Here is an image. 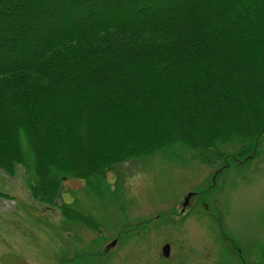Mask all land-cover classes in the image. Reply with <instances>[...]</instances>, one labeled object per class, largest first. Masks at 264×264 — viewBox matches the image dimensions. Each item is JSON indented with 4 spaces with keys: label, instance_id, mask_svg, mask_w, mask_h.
I'll return each mask as SVG.
<instances>
[{
    "label": "trees",
    "instance_id": "trees-1",
    "mask_svg": "<svg viewBox=\"0 0 264 264\" xmlns=\"http://www.w3.org/2000/svg\"><path fill=\"white\" fill-rule=\"evenodd\" d=\"M28 1L44 12L47 0ZM63 1L68 23L32 60L0 69V174L22 166L34 200L56 207L68 179L106 198L110 170L169 149L206 165L259 154L264 0H120L113 21L89 12L76 24L70 12L101 3ZM0 4L13 14L23 7ZM14 32L31 34L17 22ZM204 118L195 132L192 121ZM74 206H60L66 222L98 231Z\"/></svg>",
    "mask_w": 264,
    "mask_h": 264
},
{
    "label": "rangeland",
    "instance_id": "rangeland-1",
    "mask_svg": "<svg viewBox=\"0 0 264 264\" xmlns=\"http://www.w3.org/2000/svg\"><path fill=\"white\" fill-rule=\"evenodd\" d=\"M18 1L23 7L15 14L1 10L0 4V36L6 37L0 69L17 66L18 58H24L23 64L32 60L46 38L68 23L63 0H47L45 13L27 0ZM96 1L101 6L82 2L81 11L70 12L75 24L89 12L114 20L108 13L120 0ZM31 10L33 21L27 20ZM41 14L47 21L39 19ZM16 22L30 27L31 34H16ZM208 120L192 121L191 128L196 132ZM258 150L252 159L229 157L206 165L184 147L169 149L110 170L106 180L114 194L106 198L94 197L84 182L68 179L56 207L34 200L22 166L13 176L2 172L0 264H162L165 242L187 264H264V141L256 156ZM189 193L196 196L189 216L181 219L177 214ZM64 203L90 215L99 230L67 223L60 210Z\"/></svg>",
    "mask_w": 264,
    "mask_h": 264
},
{
    "label": "flooded vegetation",
    "instance_id": "flooded-vegetation-1",
    "mask_svg": "<svg viewBox=\"0 0 264 264\" xmlns=\"http://www.w3.org/2000/svg\"><path fill=\"white\" fill-rule=\"evenodd\" d=\"M193 195L194 194L189 193L184 198V201L182 202L181 212L179 214H177L179 218L182 219L183 216H185L184 218H187L189 216L187 214V212H188V210L190 208H192L191 200L194 198ZM187 199H188V203H186ZM152 230H155V229L152 227ZM160 252H161L160 261H161L162 264H166L167 262H169V263L172 262L173 263V261H177V264H187L186 260H184L181 257V255L171 253L172 252V246L169 243H167V242H165L163 244V246L161 247Z\"/></svg>",
    "mask_w": 264,
    "mask_h": 264
},
{
    "label": "water",
    "instance_id": "water-1",
    "mask_svg": "<svg viewBox=\"0 0 264 264\" xmlns=\"http://www.w3.org/2000/svg\"><path fill=\"white\" fill-rule=\"evenodd\" d=\"M186 203H188V199H187ZM115 244H116V242H114V243L110 246V248L114 247Z\"/></svg>",
    "mask_w": 264,
    "mask_h": 264
}]
</instances>
